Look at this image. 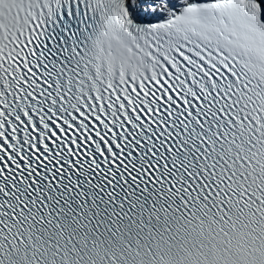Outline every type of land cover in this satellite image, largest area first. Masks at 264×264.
Here are the masks:
<instances>
[{"label": "snow or ice", "instance_id": "6c2138e0", "mask_svg": "<svg viewBox=\"0 0 264 264\" xmlns=\"http://www.w3.org/2000/svg\"><path fill=\"white\" fill-rule=\"evenodd\" d=\"M0 264H264V0H0Z\"/></svg>", "mask_w": 264, "mask_h": 264}]
</instances>
